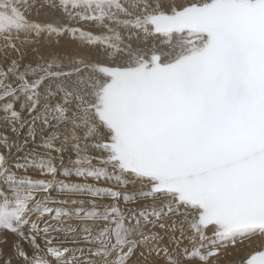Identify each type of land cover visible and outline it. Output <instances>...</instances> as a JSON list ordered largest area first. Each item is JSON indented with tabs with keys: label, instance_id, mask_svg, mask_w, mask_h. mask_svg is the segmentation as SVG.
<instances>
[{
	"label": "snow or ice",
	"instance_id": "obj_1",
	"mask_svg": "<svg viewBox=\"0 0 264 264\" xmlns=\"http://www.w3.org/2000/svg\"><path fill=\"white\" fill-rule=\"evenodd\" d=\"M0 264H264V0H0Z\"/></svg>",
	"mask_w": 264,
	"mask_h": 264
}]
</instances>
